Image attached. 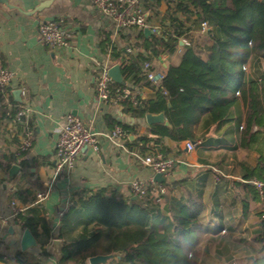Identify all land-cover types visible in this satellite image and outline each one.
<instances>
[{
	"label": "crops",
	"instance_id": "obj_1",
	"mask_svg": "<svg viewBox=\"0 0 264 264\" xmlns=\"http://www.w3.org/2000/svg\"><path fill=\"white\" fill-rule=\"evenodd\" d=\"M42 1L10 0V3L31 11ZM158 11L165 19L168 11L165 2H160ZM51 19H63L72 29L69 47L51 49L39 39V23ZM111 29V21L93 7L90 0H55L41 12L30 15L0 4V65L15 73L10 85L13 99L31 107V125L34 128L32 147L25 154L18 155L15 135L21 132V126L12 123L13 120L0 119V235L5 242L0 252L9 258L0 264H20L15 256L19 250L22 251L20 240L26 228L18 218H9L12 203L19 207L28 206L26 211L33 209L50 227L52 234L44 246L36 237L39 245L23 251L25 259L28 262L58 264L59 260L48 252L47 246L54 238L62 239L65 246L77 239L82 228L80 216L84 213L73 209V206L80 194L106 190L110 196L133 199L131 183L139 178L155 177L154 170L132 154L137 151L128 146V149L119 147L105 138L100 140L99 151L87 148L72 170L55 176V145L59 128L68 113L80 117L101 133L110 132L115 125L125 128L136 124L137 134L155 136L145 118L133 120L129 113L123 111L121 103H103L97 98L94 61L104 58L108 44L106 36L111 34ZM198 31L188 33L191 40L200 36ZM201 37V43L197 44V40L194 43L195 39L192 42L206 55L208 51L204 41L207 35ZM120 42L125 43V40ZM249 65V76L260 79L264 73V60L254 58ZM19 88H24L26 93L16 99L15 92ZM137 89L144 98L154 97L157 91L148 86ZM245 114L246 105L240 101L228 120L211 123L205 116L198 127L197 141L200 143L190 151L186 149V141L164 140V145L170 148L166 158L173 162L165 181L175 183L172 192L156 201L158 211L155 219L160 226L172 228V205L179 200L184 202L188 191L201 193L205 206L202 222L207 227L208 244L215 243L214 252L218 257L222 255V260L216 259L221 263L227 262L241 247L232 239V234L244 231L246 221L241 204L235 200L231 181H243L245 167L256 165L258 157L256 152L240 146ZM129 133L130 139L131 136H134L132 140L137 137ZM21 160H26L24 167L19 164ZM16 164L20 169L11 173V167ZM216 176H220L218 181H215ZM48 185L51 187L47 197L40 204H34L36 193ZM262 200L264 203V198ZM61 210L66 211L62 218L59 216ZM252 213L259 217L255 211ZM5 218H9L8 223H4ZM257 219L252 223L255 224ZM250 221L248 219L247 222ZM10 226H13L14 233L9 232ZM259 227L257 224L248 229L250 233L253 230L257 234ZM42 230L39 226L38 232L42 233ZM227 232L229 236L224 235ZM43 248L48 255L42 253ZM110 264L125 263L121 258Z\"/></svg>",
	"mask_w": 264,
	"mask_h": 264
},
{
	"label": "trees",
	"instance_id": "obj_2",
	"mask_svg": "<svg viewBox=\"0 0 264 264\" xmlns=\"http://www.w3.org/2000/svg\"><path fill=\"white\" fill-rule=\"evenodd\" d=\"M188 2L196 12L189 9ZM179 11L186 17H179ZM194 14L196 18L192 17ZM165 20L170 24L163 35L146 36L144 31L122 34L138 50L135 54L127 53L128 45L124 43L112 48V59L120 64L125 82L133 81L137 87H153L142 74L144 62L149 60L158 69L155 58L162 53L169 55L162 84L167 94L160 89L154 97L142 98L136 105L129 100L120 103L123 111L134 119L163 113L171 127L162 123L150 125L153 137L137 134L136 124L127 125L125 128L137 137L134 140L129 137L126 144L132 151L142 154L160 151L166 158L170 151L164 145L166 138L175 143L195 142L205 116L211 123L223 122L230 119L233 108L243 101L246 114L240 146L256 152L258 157L256 165L245 167L243 181L232 180L231 184L243 191V196L235 194V200L241 204L245 217L260 208L257 215L261 218V229L257 237L263 242L264 203L252 180L264 181V73L260 79L250 77L249 62L254 58L264 60V0H179L175 9H168ZM203 20L210 25L204 41L207 54L194 44L181 46L179 50L180 37L199 29ZM110 36H106L107 43ZM120 85L113 83L114 92ZM18 104L13 100L7 106L0 98V119L14 120ZM19 164L24 167L26 160ZM174 183L163 182L166 194L172 192ZM254 202L261 206L252 207ZM155 203L152 195L124 200L110 196L106 190L80 194L73 209L82 211L85 219L77 239L65 246L58 264L71 261L88 264L89 257L113 251L124 253L125 264H194L197 261L194 254L208 236L202 222L205 207L202 194L188 191L184 202L179 200L172 205V228L159 225ZM18 219L42 246L52 238L50 227L33 209L20 214ZM39 226L43 237L38 232ZM42 253L48 255L44 248ZM24 254L20 250L16 253L15 259L20 264H42L28 262ZM248 259V264H264V254ZM8 260L0 253V261Z\"/></svg>",
	"mask_w": 264,
	"mask_h": 264
},
{
	"label": "built area",
	"instance_id": "obj_3",
	"mask_svg": "<svg viewBox=\"0 0 264 264\" xmlns=\"http://www.w3.org/2000/svg\"><path fill=\"white\" fill-rule=\"evenodd\" d=\"M179 0H90L93 7L99 10L103 16L109 19L112 23L111 41L107 44L106 53L102 60H95L96 80L95 88L96 95L100 102L118 104L121 101L129 100L136 105L140 99L144 98L143 94L137 89L133 81L125 82L115 88L112 87L116 82L111 74L110 69L119 64L112 59V48L122 40L127 44V53L135 54L138 50L131 47L130 41L122 34L136 33L151 29L152 34H162L168 28L169 20L162 19L159 15V4L165 2L168 9H175ZM189 9L194 12L197 9L188 2ZM178 15L186 17V15L179 11ZM196 18L194 14L192 16ZM210 29L208 21L203 20L199 28V34L206 35ZM191 31V30H190ZM189 31V32H190ZM73 37L72 29L68 27L63 19L43 20L39 23V39L51 49L63 50L71 44ZM121 43V42H120ZM193 45V42L188 34H184L178 40V48L181 46ZM168 53H162L158 56L156 61L160 64L158 69L153 68V63L149 60L145 61L142 67V74L148 79L155 90H163L165 94L167 91L163 88V79L166 75ZM120 65V64H119ZM15 73L9 68L0 65V98L7 106H11L13 96L10 85L15 79ZM19 95L24 96L26 90L19 88ZM18 102V101H17ZM18 110L12 123H17L21 126V132L17 133L15 137L18 139L17 154L28 151L34 140V128L31 125L32 109L26 104L19 103ZM130 137L129 131L122 125H115V127L107 133L95 131L90 124L83 121L80 117L73 113H68L65 117L63 125L59 128V135L55 145L54 153V170L55 176L58 174L69 172L72 170L79 157L87 148H92L94 151L100 150V140L105 138L113 144L128 149L127 140ZM200 141H186V149L193 150ZM132 154L140 159L143 163L150 166L155 173H162L166 178L168 175L172 160L164 157L160 151L149 152L142 155L138 152ZM220 176L215 177L218 181ZM253 185L256 187L261 197L264 198V181L254 179ZM51 185H48L41 191L36 193L34 204H40L47 197ZM131 191L133 195L146 198L147 196H154L155 200L160 201L167 193V186L154 178L136 179L131 183ZM12 215L9 218H18L28 209V206L19 207L12 203ZM66 214L65 210L59 212L62 218ZM9 218L3 219L4 223H8ZM5 246V242L0 235V250ZM1 253V252H0ZM5 258H8L5 255Z\"/></svg>",
	"mask_w": 264,
	"mask_h": 264
},
{
	"label": "water",
	"instance_id": "obj_4",
	"mask_svg": "<svg viewBox=\"0 0 264 264\" xmlns=\"http://www.w3.org/2000/svg\"><path fill=\"white\" fill-rule=\"evenodd\" d=\"M53 1L55 0H44L42 2H40V4H38L33 10L31 11H26L23 10L22 8L15 6L13 4L10 3V0H0V4H3L9 8H16L18 11L26 13V14H33L36 12H41L43 9H45L46 7H49ZM144 33L146 36H149L152 34V30L151 29H145ZM110 74L112 76V78L120 84H125V80L121 71V67L119 64H116L115 66H113L110 69ZM19 90H17L15 92L16 95V99L20 97L19 95ZM134 120V118H131ZM146 123L148 125H153V124H157V123H162L168 127H171V123L165 118V115L163 113H159V114H147L146 117ZM134 136H131V139H133ZM20 169L19 165H13L10 169L11 173H15ZM154 179L158 182L163 183L165 181V177L163 176L162 173H156ZM133 199H137V196H134ZM9 232L14 233L13 230V226L9 227ZM38 240L36 238V236L28 229L26 228L21 236V240H20V248L22 251H27L29 249H32L33 247L38 246ZM64 246L65 243L62 239L60 238H54L51 240L50 244H48L47 246V250L50 254H52L57 260H60L63 258L64 256ZM124 256V253L121 252H116L113 251L111 253L108 254H98L95 256H91L88 259V264H110L111 261L114 260H119Z\"/></svg>",
	"mask_w": 264,
	"mask_h": 264
},
{
	"label": "rangeland",
	"instance_id": "obj_5",
	"mask_svg": "<svg viewBox=\"0 0 264 264\" xmlns=\"http://www.w3.org/2000/svg\"><path fill=\"white\" fill-rule=\"evenodd\" d=\"M201 35L202 34H200L199 37L203 39V37H201ZM199 37L194 36V38H193V39H195L194 43H196L197 41H198L197 44L202 42L199 39ZM234 193L238 194L239 196H243V191L240 188H235ZM255 206L260 207L261 205H259L258 203H255V202L252 203V207H255ZM254 211L258 214V211H260V208L255 209L252 212H254ZM252 212L250 214H248V217H245L243 215L244 218L246 219V221L243 224L244 227L242 226L244 228L245 232L243 230H240V233L232 234V237H233L232 239L234 241L238 242V244L241 247L238 250L234 249L235 252L233 253V256L229 260H227V262L221 263L220 261H218L216 259V258H218L219 260H222V258H220V257H222V255H220V257H218V255L214 252L215 243L212 242L211 244H208L209 243V236H207L205 239L206 241L202 242L201 246L199 247L198 252L196 254H194V256L197 258V261H195L194 264H248V262H249L248 257L251 258V257H254L255 255H257V256L263 255L264 254V249H263L264 241L260 242L258 240V237H257L258 233L261 229V226H260L261 225V222H260L261 218L256 217V214H253ZM82 216H80V218H82V221H83L85 219V214H83ZM76 218H79V217L76 216ZM248 219L251 221L247 222ZM256 219H257V222L255 224L252 223V221L256 220ZM257 224L260 226L258 228L257 234L253 230H251V233H250L248 227L249 226L251 227V226L257 225ZM245 227H246V229H245ZM247 229H248V231H247ZM229 234H230L229 232L224 233V235H227V236H229ZM223 255H225V254H223Z\"/></svg>",
	"mask_w": 264,
	"mask_h": 264
}]
</instances>
